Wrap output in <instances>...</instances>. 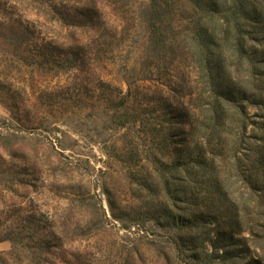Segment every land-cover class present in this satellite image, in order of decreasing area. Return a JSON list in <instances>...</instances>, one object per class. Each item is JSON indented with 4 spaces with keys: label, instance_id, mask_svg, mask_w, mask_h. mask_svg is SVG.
Returning <instances> with one entry per match:
<instances>
[{
    "label": "trees",
    "instance_id": "trees-1",
    "mask_svg": "<svg viewBox=\"0 0 264 264\" xmlns=\"http://www.w3.org/2000/svg\"><path fill=\"white\" fill-rule=\"evenodd\" d=\"M32 1L39 15L73 33L68 44L59 46L46 41L38 26L9 29L19 53L35 44L31 65L95 76L97 67L122 51L129 0H103V7L83 0ZM148 6L150 53L140 59L139 80L121 98L102 77L92 84L108 92L102 101L112 108V122L128 131L123 156L130 176L142 193L159 192L156 203L145 207L174 231L169 251L178 254L181 264H238L231 257L239 250L232 249L237 246L232 242L239 243L236 235L246 230L244 211L229 190L231 179L221 178L217 161L225 160L229 148L232 170L245 176V186L261 199L258 206L264 211V187L258 185L264 147L247 148L250 126L264 133V121L252 122L249 113L251 108L264 112V0H149ZM107 10L120 25L113 24ZM81 31L89 36L82 39ZM4 94L9 92L0 87V101ZM169 95L180 99L177 108ZM5 105L10 111L19 106ZM137 128L144 135H128ZM141 151L144 160L154 158L148 162L156 177H142Z\"/></svg>",
    "mask_w": 264,
    "mask_h": 264
},
{
    "label": "rangeland",
    "instance_id": "rangeland-1",
    "mask_svg": "<svg viewBox=\"0 0 264 264\" xmlns=\"http://www.w3.org/2000/svg\"><path fill=\"white\" fill-rule=\"evenodd\" d=\"M81 3L104 6L103 0ZM148 5L149 0H129L122 51L97 67L93 76L31 65L35 44L22 55L9 29L38 26L46 41L59 46L69 43L73 30L39 15L32 0H0V87L9 92V98L4 94L0 101V264H181L178 254L169 251L174 231L154 220L145 207L156 203L159 192L155 190L157 199L155 193H142L130 176L123 156L128 131L112 122V108L102 101L108 92L92 84V79L102 77L121 98L139 80L140 59L150 53ZM107 14L113 24H121L111 11ZM80 36L89 33L81 31ZM172 99L177 108L180 99ZM5 104L21 110L10 111ZM249 113L252 122L264 121L263 111L251 108ZM128 135L144 134L137 128ZM248 136V149L264 147V133L254 126ZM229 150L226 147L225 160L217 164L221 178L231 179L229 190L241 201L246 227L236 235L239 243L232 242L237 245L232 249L239 250L231 257L238 264L263 261L261 199L245 186V176L232 170ZM141 153L142 177H156L149 163L154 158L146 161ZM259 172L258 185L263 188L264 170ZM222 217L220 212L218 218ZM208 251L214 252L211 247Z\"/></svg>",
    "mask_w": 264,
    "mask_h": 264
}]
</instances>
